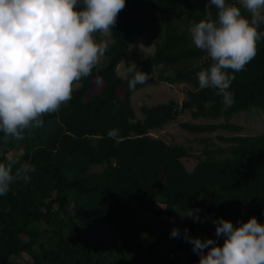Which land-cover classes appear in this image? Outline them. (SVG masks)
Returning <instances> with one entry per match:
<instances>
[{"label":"trees","instance_id":"1","mask_svg":"<svg viewBox=\"0 0 264 264\" xmlns=\"http://www.w3.org/2000/svg\"><path fill=\"white\" fill-rule=\"evenodd\" d=\"M206 3L125 0L104 62L74 82L72 99L46 114L42 126L26 130L22 140L0 131V163L13 172L22 163L36 168L29 183H14L0 196V264H198L183 233L170 239L167 221L185 219L193 237L202 224L180 215L204 209L217 246L224 242L215 236L212 221L217 217L234 227L251 217L264 225V133L221 137L226 148L206 145L198 156L149 135L184 113L193 120H223L218 125L181 124L191 134L239 133L242 127L229 123L232 116L264 113V39L245 69L233 73L231 106L214 89H199L196 73L212 61L194 47L188 29L205 18ZM226 3L239 6V0ZM161 21L164 41L136 65L149 80L132 91L125 77H118L117 66L133 43ZM97 75L103 77L100 84L94 82ZM154 75L159 82L188 87L186 99L180 105L143 106L139 120L131 97ZM113 128L123 138L118 145L107 136ZM14 152L19 155L10 161L7 155ZM142 214L153 221H141Z\"/></svg>","mask_w":264,"mask_h":264},{"label":"clouds","instance_id":"2","mask_svg":"<svg viewBox=\"0 0 264 264\" xmlns=\"http://www.w3.org/2000/svg\"><path fill=\"white\" fill-rule=\"evenodd\" d=\"M125 6V0H0V131L6 138L22 140L26 130L42 126L46 114L58 112L72 99L74 82L89 77L107 50V44L97 43L93 34L110 35ZM205 12V18L188 29L194 47L212 61L196 73L199 89H214L221 102L231 106L233 73L245 69L257 54V42L264 39L259 30L264 26V0H239V6L207 0ZM127 72L131 78L126 75L125 80L132 91L149 80L134 63ZM102 80L97 75L94 82ZM119 131L113 128L107 133L117 145L123 139ZM35 171L30 163L20 164L15 172L0 163V196L7 195L14 183H29ZM199 211L186 210L180 216L202 223ZM212 223L215 236L224 237L222 246L183 230V239L199 256L198 264H264V225L255 217L238 221V227L219 217ZM180 237V230L173 228L170 239Z\"/></svg>","mask_w":264,"mask_h":264},{"label":"rangeland","instance_id":"3","mask_svg":"<svg viewBox=\"0 0 264 264\" xmlns=\"http://www.w3.org/2000/svg\"><path fill=\"white\" fill-rule=\"evenodd\" d=\"M93 36L97 43H107L110 41V36L106 34L95 33ZM164 39V21H161L155 27L150 28L129 48L124 60L117 66L118 77L123 79L128 73L127 68L131 64L134 63L137 65L140 61L150 56L153 53L154 44L162 43ZM100 62L103 63L104 60L100 58ZM75 87L76 86L73 85L72 90L75 89ZM187 90L188 87L185 85H168L166 83L159 82L156 80L154 75L153 81L148 86L132 94L131 104L137 119H142L140 108L143 106L153 107L160 104H166L170 101L180 105L186 99L185 93ZM183 123L218 125L223 123V120H193L189 113H184L163 128L151 131L149 135L152 138L160 139L169 145H183L184 147L190 149L192 155L198 156L201 154L206 145H208L209 149H212V147L215 146L225 147L226 144L222 143V140H220L221 137L225 139L233 136H257L264 133V113L257 110H252L248 113H240L230 118V124L242 127L243 130L239 133L217 130L212 134H191L182 129L181 124ZM18 155L19 153L14 152L8 154L7 158L10 161H14ZM94 169L97 171L100 170L99 167ZM198 215L200 219L204 221L202 223L200 222L203 228L195 230L193 238H200L202 241L205 238L210 239L213 231L211 230L210 220L206 215L205 210L200 209ZM140 220L146 223H151L153 221L149 216L144 214L140 216ZM164 221L166 222L167 220L164 219ZM167 222L171 230L173 228H177L180 230L181 235L187 226V221L183 218H177L176 220ZM182 259L183 257L181 255H177L178 261H181Z\"/></svg>","mask_w":264,"mask_h":264}]
</instances>
